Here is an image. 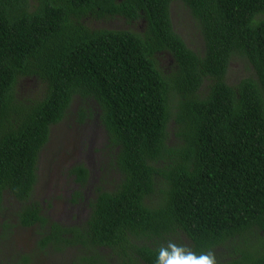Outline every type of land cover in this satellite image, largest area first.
<instances>
[{"label":"trees","instance_id":"trees-1","mask_svg":"<svg viewBox=\"0 0 264 264\" xmlns=\"http://www.w3.org/2000/svg\"><path fill=\"white\" fill-rule=\"evenodd\" d=\"M173 2L198 24L202 52L174 31ZM116 16L143 31L84 23ZM235 56L253 73L229 84ZM23 77L45 84L41 98L17 96ZM75 97L80 119L104 128L117 179L94 189L83 222L65 225L32 194L50 127ZM69 173L71 202L86 201L89 171ZM5 194L42 250L75 249L70 264H156L169 245L225 246L230 259L216 264H264V0H0V211Z\"/></svg>","mask_w":264,"mask_h":264},{"label":"rangeland","instance_id":"rangeland-1","mask_svg":"<svg viewBox=\"0 0 264 264\" xmlns=\"http://www.w3.org/2000/svg\"><path fill=\"white\" fill-rule=\"evenodd\" d=\"M170 19L174 31L186 45L196 52H202L204 42L199 26L187 8L180 2L171 3ZM84 23L94 29L142 32L144 28L140 23L128 22L117 16L87 17ZM156 61L164 73L171 72L174 61L169 53H157ZM252 73V67L247 60L235 56L230 60L226 80L229 84H234ZM15 90L21 99L41 98L45 84L36 78L23 77L19 79ZM86 104L94 105L91 101ZM81 106L82 102L75 97L65 117L50 127L48 141L38 157L37 180L32 194V198L40 203L44 216L65 225L83 222L89 213L87 202L92 198L94 189L101 186L109 190L117 179L112 167L113 153L106 148L104 128L95 117L80 119L77 111ZM169 129H172V124ZM172 141L171 136L169 142ZM77 164L83 165L89 171V180L82 191L86 201L74 204L71 202V195L79 186L69 170ZM19 207V201L8 194L4 195L3 208L0 211V264L20 262L24 256H28L30 260L27 264H70L75 249H66L64 253L42 250L38 245V229L19 225ZM182 245H188V242L183 240ZM211 253L216 261H226L230 259L232 250L222 246Z\"/></svg>","mask_w":264,"mask_h":264},{"label":"clouds","instance_id":"clouds-1","mask_svg":"<svg viewBox=\"0 0 264 264\" xmlns=\"http://www.w3.org/2000/svg\"><path fill=\"white\" fill-rule=\"evenodd\" d=\"M156 264H216V258L210 251L196 255L186 248L169 245L159 251Z\"/></svg>","mask_w":264,"mask_h":264}]
</instances>
